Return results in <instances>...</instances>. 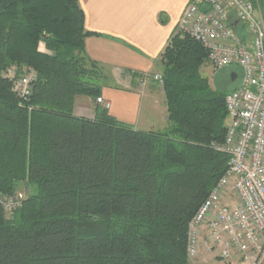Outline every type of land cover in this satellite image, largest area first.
Returning a JSON list of instances; mask_svg holds the SVG:
<instances>
[{
  "label": "trees",
  "instance_id": "trees-1",
  "mask_svg": "<svg viewBox=\"0 0 264 264\" xmlns=\"http://www.w3.org/2000/svg\"><path fill=\"white\" fill-rule=\"evenodd\" d=\"M91 35L79 0H0V192L33 189L11 217L0 207V264H190L189 224L228 169L213 146L228 93L212 90L208 51L178 30L158 61L166 130L104 108L79 118L76 98L97 101L110 81L86 53ZM10 67L37 73L28 100L3 78Z\"/></svg>",
  "mask_w": 264,
  "mask_h": 264
},
{
  "label": "built area",
  "instance_id": "built-area-1",
  "mask_svg": "<svg viewBox=\"0 0 264 264\" xmlns=\"http://www.w3.org/2000/svg\"><path fill=\"white\" fill-rule=\"evenodd\" d=\"M179 31L208 51L215 70L238 66L241 85L226 96L229 114L224 142L214 149L229 156L228 169L189 224L188 257L195 260L205 244L224 261L240 258L264 264V2L253 0H191ZM11 77L21 99L32 96L34 70ZM149 76L142 77L145 84ZM152 80L163 85V77ZM97 103L109 110L111 103ZM236 202L223 204L228 190ZM23 197L0 198L6 212L17 209Z\"/></svg>",
  "mask_w": 264,
  "mask_h": 264
},
{
  "label": "crops",
  "instance_id": "crops-1",
  "mask_svg": "<svg viewBox=\"0 0 264 264\" xmlns=\"http://www.w3.org/2000/svg\"><path fill=\"white\" fill-rule=\"evenodd\" d=\"M191 0H79L85 13L86 53L99 63L110 81L101 97L111 103L110 116L149 131L166 130L168 108L164 88L148 79L142 84L134 74L153 77L160 72L158 61ZM96 100L78 96L74 113L95 119ZM210 262V257H201ZM231 264H249L235 258Z\"/></svg>",
  "mask_w": 264,
  "mask_h": 264
},
{
  "label": "rangeland",
  "instance_id": "rangeland-1",
  "mask_svg": "<svg viewBox=\"0 0 264 264\" xmlns=\"http://www.w3.org/2000/svg\"><path fill=\"white\" fill-rule=\"evenodd\" d=\"M256 3H257V4H255L256 6L262 5L258 1ZM39 50L43 53L52 54L49 50H47L44 43L40 44ZM30 70L31 69H29V68H24L21 70L17 67H10L9 69H7L3 72V78H5L11 82V80H10L11 77H13V76L20 77V75H22V74H26V73L31 72ZM201 73H202V76L204 78L208 79L210 87L212 88V90H215V91L230 93V92L234 91L236 88H238L242 82V70L238 66H231L229 68L217 71L213 67H211L209 65V63L207 62L206 65L202 68ZM158 74L161 75V68H160V72H158ZM234 75H236V76H234ZM154 82H156V81H154ZM156 83H158V82H156ZM158 84L160 85L161 88H164L163 87L164 85H162L160 83H158ZM99 106H101V105H99ZM137 128L139 131H147L148 130L145 127H137ZM157 128L155 130L164 131V129H157ZM32 193H33V189L31 187L29 188L27 185H24V184H21L18 187L17 191L14 192L13 194H3L2 192H0V198L7 197L10 199H15V198H18L20 196L23 197L21 204L19 203V206L17 207V209H13V211L6 212V210L3 208V206H0V207H2L4 209V212L7 215V217H11L17 210H19L23 207L25 201H27L28 197ZM233 201L236 202V197H234L231 189H229L226 196L223 199V204H230ZM201 257H210L211 261L210 262L201 261L200 260ZM218 257L219 256H218L216 251H213L212 249L210 250L208 245L203 244L200 247L197 258L195 260H192V261L189 259V261H190V264H231L232 261L236 258L235 257L231 261H224ZM247 263L253 264L251 262H247Z\"/></svg>",
  "mask_w": 264,
  "mask_h": 264
}]
</instances>
